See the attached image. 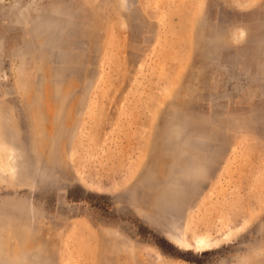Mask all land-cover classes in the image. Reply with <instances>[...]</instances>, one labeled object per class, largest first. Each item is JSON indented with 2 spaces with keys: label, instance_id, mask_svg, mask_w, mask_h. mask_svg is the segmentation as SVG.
Here are the masks:
<instances>
[{
  "label": "rangeland",
  "instance_id": "obj_1",
  "mask_svg": "<svg viewBox=\"0 0 264 264\" xmlns=\"http://www.w3.org/2000/svg\"><path fill=\"white\" fill-rule=\"evenodd\" d=\"M0 264H264V0H0Z\"/></svg>",
  "mask_w": 264,
  "mask_h": 264
},
{
  "label": "trees",
  "instance_id": "obj_2",
  "mask_svg": "<svg viewBox=\"0 0 264 264\" xmlns=\"http://www.w3.org/2000/svg\"><path fill=\"white\" fill-rule=\"evenodd\" d=\"M158 241H159L158 243L160 244V246L163 248V245H165L164 243H166V241L165 240H158Z\"/></svg>",
  "mask_w": 264,
  "mask_h": 264
}]
</instances>
